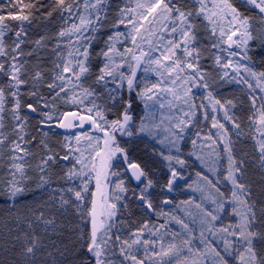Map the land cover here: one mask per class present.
Masks as SVG:
<instances>
[{"label": "snow or ice", "instance_id": "6c2138e0", "mask_svg": "<svg viewBox=\"0 0 264 264\" xmlns=\"http://www.w3.org/2000/svg\"><path fill=\"white\" fill-rule=\"evenodd\" d=\"M7 5V13L0 7V196L13 202L10 214L19 213L15 202L31 183L47 190V199L23 216L27 230L12 238L19 264H264V206L257 209L245 161L218 118L222 112L239 138L237 103L213 92L217 80L244 86L247 124L264 169V68L251 55L257 43L264 50V0H124L110 25V0ZM37 13L45 20L56 15L62 25L54 36L29 41ZM106 26L110 34L97 50ZM26 43L34 44L27 52ZM201 116L210 120L207 132ZM188 133L194 138L185 154ZM125 137L147 139L151 163L130 161L118 139ZM186 156L211 177L197 171L188 183ZM121 163L127 180L117 170ZM154 165L167 172L162 192L184 181L199 202L157 203ZM130 192L146 216L163 222L145 219L131 228L121 219ZM68 215L76 224L65 242L60 217ZM225 216L235 222L224 223Z\"/></svg>", "mask_w": 264, "mask_h": 264}, {"label": "rangeland", "instance_id": "374dc122", "mask_svg": "<svg viewBox=\"0 0 264 264\" xmlns=\"http://www.w3.org/2000/svg\"><path fill=\"white\" fill-rule=\"evenodd\" d=\"M123 2L124 0H110L111 8L109 11V25L115 19L118 7L123 6ZM234 2L239 4L240 0H234ZM4 12L7 13L6 11ZM37 16L39 17V19L34 20L33 24L28 29L29 41H34L40 36H54V34L60 29L62 25V21H60L56 15H54L50 20H45L40 14H37ZM9 23L13 25L16 24L15 21H9ZM121 30H123V27H121ZM107 34H110V28L108 26L105 27L103 33L101 34V37L95 44V48L97 50L103 46V40L106 38ZM54 42L55 41L51 39L47 41L49 46ZM22 47L24 51L27 52L34 47V44L26 43ZM43 54L47 57V60L52 59V54L47 50H44ZM251 55H253V59L257 62V68H264V65H261L259 63L261 57L264 56V50L260 48L258 43L253 45ZM28 59L31 61L34 60V57H29ZM48 66L50 67L51 65L48 64ZM141 74L142 73L138 71V76ZM242 88H244V86L242 85H237L235 83H226L224 81L217 80L213 87V92L217 96V98L221 100L233 99L237 103V108L234 110V112L235 115L239 117V122L241 123L242 135L239 138L235 136V130L231 128V125L222 119V112L219 113L218 118L221 119L222 123H226V126L230 130L232 139L235 141L234 154L238 158H242L245 161V182L251 186L252 199L256 202L257 209H259L261 206H264V169H261L259 167L258 156L251 139V134L249 132L247 116L250 112V105L247 100L246 91H242ZM199 102L200 100L198 94L197 103ZM109 118H112L111 114ZM37 119L38 117L35 114L31 115L30 124L33 128V134H35ZM201 121V127L203 131L207 132L211 127L210 120L203 121V117L201 116ZM212 131L215 130L212 129ZM192 138H194L192 136V133H188L185 137V141L182 142V151L185 154L191 151ZM57 139H59V137H57ZM118 139H120L121 145L127 149L130 161L140 163L142 166L145 163H151V157L149 155L151 143L147 139L129 140L126 137ZM205 151H207V149H205ZM186 158L188 160V167L185 169L184 174L186 177H191V179L188 180V183H192L193 180L196 179L195 173L197 171L204 172L211 177V174L206 172V169L201 166L200 161H198L195 156H186ZM153 167L157 168L154 179H158L160 181V184H158L157 187L153 189V197L157 203H159V201L163 198H170L174 202H179L181 200L187 199H195L197 202H199L200 194L198 192H193L191 189H188L184 181H179V187L176 188L173 192H162L160 185H162L166 181L167 172L162 166L154 165ZM125 168L126 165L121 163L119 169H117L122 173V177ZM0 171L3 170L0 169ZM59 171L60 169L58 167L54 178H58ZM31 174L32 173H30V175ZM123 178L127 180L126 177ZM113 180H115V177H113ZM128 184L130 188L139 191L138 187L134 186L131 181H128ZM220 187L223 191L228 192L230 186L226 183H221ZM29 188L30 191L20 196L15 202L17 208L19 209V213H17L16 209H13L12 213L10 214L8 209L13 202L8 201L3 196H0V264H4V262L7 263V258H9V264H19V256L17 255V253L19 251L20 245L19 242L13 241L12 238L13 236L19 235L21 232L27 230L26 223L23 221V216L26 214L27 208L29 206H35L38 202H42L43 200L47 199L46 189H37L34 182L29 185ZM127 203V209L121 208V219L126 220L131 228L139 226V224L145 219H148L150 220V222L154 223L163 222V220H157L155 216H146L144 213V209L139 205V202L131 196V192L129 193ZM193 211H195V209H193ZM17 214L21 217V220L15 219V216ZM60 220H62L65 224V232L63 238L65 242H67V237L70 234L71 228L76 224V219L73 216L68 215L66 218L60 217ZM230 221L235 222V218L231 216L224 217V223H228ZM171 227L172 229L178 228V226L175 224H172ZM14 243L15 249H13Z\"/></svg>", "mask_w": 264, "mask_h": 264}, {"label": "trees", "instance_id": "16d2710c", "mask_svg": "<svg viewBox=\"0 0 264 264\" xmlns=\"http://www.w3.org/2000/svg\"><path fill=\"white\" fill-rule=\"evenodd\" d=\"M28 0H24V3H27ZM40 2L44 5H47L49 3V0H40ZM0 7L4 8V11H8V5H7V0H0ZM12 11L15 13L16 9H12ZM43 11V10H42ZM39 14V13H37ZM134 112L139 115L141 113V106L138 104L133 105ZM1 219V218H0ZM1 221V220H0ZM4 264H9V258H7V263L4 262ZM67 264V262H66Z\"/></svg>", "mask_w": 264, "mask_h": 264}, {"label": "water", "instance_id": "95a60500", "mask_svg": "<svg viewBox=\"0 0 264 264\" xmlns=\"http://www.w3.org/2000/svg\"><path fill=\"white\" fill-rule=\"evenodd\" d=\"M61 131H63V130H61ZM131 183H132L134 186H137L136 183H135L134 181H131Z\"/></svg>", "mask_w": 264, "mask_h": 264}]
</instances>
